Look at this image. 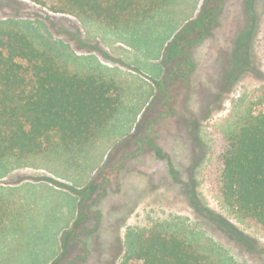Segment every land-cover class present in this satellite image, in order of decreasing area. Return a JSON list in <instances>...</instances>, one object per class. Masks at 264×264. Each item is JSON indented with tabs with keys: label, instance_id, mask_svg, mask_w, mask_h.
<instances>
[{
	"label": "rangeland",
	"instance_id": "obj_1",
	"mask_svg": "<svg viewBox=\"0 0 264 264\" xmlns=\"http://www.w3.org/2000/svg\"><path fill=\"white\" fill-rule=\"evenodd\" d=\"M208 12L210 30L172 47ZM0 21L124 89L119 113L92 145L30 157L0 178L12 201L0 264H124L130 234L167 224L213 240L235 264H264V234L216 189L226 134L264 96V0H168L151 19L120 29L0 0Z\"/></svg>",
	"mask_w": 264,
	"mask_h": 264
},
{
	"label": "trees",
	"instance_id": "obj_2",
	"mask_svg": "<svg viewBox=\"0 0 264 264\" xmlns=\"http://www.w3.org/2000/svg\"><path fill=\"white\" fill-rule=\"evenodd\" d=\"M28 1L55 14L72 15L112 29L147 21L168 2ZM254 3L248 0L249 7ZM205 14L189 24L172 47L182 50V36L210 30V12ZM244 47L245 40L240 39L238 49ZM181 55L186 56V52ZM66 60L61 61L53 46L16 23L0 21V178L25 166L30 157L70 154L89 147L119 113L122 85L93 70H74L69 57ZM217 164L216 189L222 204L240 221L264 234V96L226 134ZM11 203V195L0 187V243L12 218ZM196 203L205 211L198 200ZM80 221L79 216L76 225ZM68 235L63 237V252ZM127 249L124 264H235L213 240L183 224L130 234Z\"/></svg>",
	"mask_w": 264,
	"mask_h": 264
}]
</instances>
